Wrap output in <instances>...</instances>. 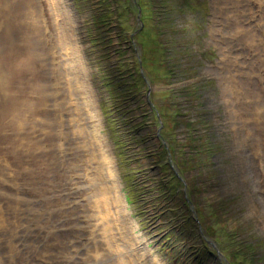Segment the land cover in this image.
Returning a JSON list of instances; mask_svg holds the SVG:
<instances>
[{"label": "rangeland", "instance_id": "1", "mask_svg": "<svg viewBox=\"0 0 264 264\" xmlns=\"http://www.w3.org/2000/svg\"><path fill=\"white\" fill-rule=\"evenodd\" d=\"M153 1L106 0L105 4L101 5L102 0H78L77 10L74 9L72 0H64L65 7L71 12L69 16L72 14L76 25V51L95 89L97 100L105 101L106 97L103 88L99 87L97 69L91 63L99 59L100 51L104 48L94 43L87 49L88 32H94V39L102 42L101 28H105L104 31L112 35L117 32L123 35L124 39L121 38L123 36L112 38L114 42L121 39L123 45L127 43L125 38L132 36L135 38L134 45L143 60V66L151 72L154 79L152 82L147 78L148 84H152L151 92H145L143 81L136 75L140 65L135 63V52H132L130 42L128 64L112 67V77L114 78L118 68L124 71L133 67L137 104L152 98L164 109L167 104L175 106L182 102L186 107L189 106L186 113L191 117L202 115L208 120L203 128L211 126L215 137V154L200 156L203 161L196 159L194 164L187 160L186 171L191 178L204 174V177L213 181L208 186L207 179L203 180L207 188L202 193L205 203L201 204L207 209L206 213L211 214L217 210L223 218L231 216L233 220L230 222L235 224L236 229L234 232L241 233L243 238H249L251 235L261 239L263 244L259 245L258 251L264 259V0H169L168 18L161 20V23L153 19V15H156ZM137 2L142 9L144 7L143 11L147 16L143 20L144 24L138 16ZM46 3L32 0L33 10L31 7L23 9H31L36 13L42 28H20L14 41L15 45H18H14L11 50L7 49L4 56L0 54V68L10 65L12 70L9 69L13 71L11 83H3L4 89L0 87V153L4 150L0 154V264H49L48 259L60 256L61 252H89L93 255L102 249L95 250L94 246L88 245L89 237L92 236L91 233L88 234V230H91L92 226H86V214L91 209L87 208L90 205L86 204L85 190L90 192L89 188L94 180L90 178L91 168L84 153L85 145L81 142L76 144L74 141L78 137L77 133L73 127L67 128L68 121L65 120L63 112L66 110L62 109L65 105L62 89L65 86L63 71L70 62L67 51L69 49L62 42L64 27H61L62 24L55 15L57 11L51 10V6ZM6 6H2L0 2V8ZM15 6L19 13L21 7L16 4ZM43 10L47 18L42 14ZM115 10L120 11L121 15ZM101 18L109 22L114 20L115 32L107 28L109 22L93 25L96 19L102 22ZM4 22L6 16L0 14V40L3 39L1 27L5 26ZM171 40L180 45L182 51L186 49L183 53L187 62L184 63L195 69H191V76L196 77L195 79L165 85L169 73L167 69L162 68L161 61L164 59L163 52L167 49L176 52L174 46L166 43ZM139 43L142 45L139 46ZM116 45L117 43L115 47ZM85 46L88 50L86 56ZM63 48L66 49L62 50ZM181 52L177 50L176 53L182 54ZM9 58L10 61H7ZM105 66L109 68L107 64ZM192 84L196 85L192 96L195 100L175 96L173 89L191 88ZM39 97L38 103L35 104ZM105 102H108L107 99ZM143 107L148 109L144 102L140 107L137 106V110L140 111ZM36 114L39 115L35 116ZM171 114L173 115L172 111L165 112L160 120L166 117L164 120L169 122ZM35 122H39L36 128L41 131V136H35V131L32 132L31 126H34ZM155 122L157 123L156 120ZM157 125L153 124L154 128L161 132L162 129ZM54 133L61 135H57L58 138L54 135L56 141L53 142L51 136ZM162 134L164 139L169 140L174 136V130L165 128ZM24 136L28 140L17 143ZM49 150L56 153L47 156ZM52 157L56 159L54 162ZM145 158L146 156L144 162ZM141 159L140 157L139 160ZM204 162L207 165L213 162V166L205 172L199 165L196 166ZM3 166L14 169H6L4 172L1 169ZM3 177L5 182L2 181ZM70 182L72 183L69 185ZM212 198L215 200V208L206 205L207 200ZM74 200L77 202H73ZM48 201L46 206L44 203ZM221 203L226 204L222 211L219 207ZM92 215L94 218V212L89 214L90 217ZM205 227L215 228L213 223L206 222ZM30 228L42 233L35 235ZM205 231L209 233L206 228ZM205 231L203 234L207 236ZM140 232L162 264H173L170 256L173 248L170 242L174 241L173 238L161 245V241L159 243L157 237H152L145 229ZM111 233L113 236L108 238L110 243L117 244V241L124 240L123 232L120 231V235L114 231L109 234ZM62 235L70 238L68 243L73 242L70 247H66L68 243L63 245ZM16 239L23 242L18 244V241L14 242ZM176 242L175 254L178 256L184 253L186 246L183 244L184 239ZM77 243H81L82 251L77 249ZM102 251L103 264H117L109 250H105L107 254L104 249ZM127 255L129 257L126 256L125 263L122 261V264H151L145 253L139 256L137 254L139 263H136L130 253ZM220 257L223 258V255L220 254ZM217 261L221 263L222 259L218 258ZM66 264L74 263L67 261Z\"/></svg>", "mask_w": 264, "mask_h": 264}, {"label": "bare ground", "instance_id": "2", "mask_svg": "<svg viewBox=\"0 0 264 264\" xmlns=\"http://www.w3.org/2000/svg\"><path fill=\"white\" fill-rule=\"evenodd\" d=\"M7 1V2H5ZM36 2V0H34ZM61 1V0H59ZM2 6H7L5 8H0V14L4 15V17L6 16V22L5 26L2 28L1 27V33L3 35V39L0 40V54L1 55H5L6 50L10 49L12 47H14L15 45V36L16 33H19L20 28H26L28 27L29 30H31L32 28L37 30L42 28L40 22L38 21V16H36L37 14L34 13L33 11H31L32 6V0H0ZM16 5L21 7V10L19 11V13L17 12V8ZM48 4V3H46ZM65 5V4H64ZM24 7H31L30 11H24L26 9H24ZM24 9V10H23ZM40 9V8H39ZM28 10V9H27ZM33 10V9H32ZM38 11V10H37ZM55 11V10H53ZM40 13V12H38ZM44 15V12L42 13ZM70 14V13H69ZM18 15H19V20H18ZM10 19V21H9ZM41 21V18H40ZM43 21V20H42ZM45 22V21H44ZM42 23V22H41ZM1 24V23H0ZM45 24V23H44ZM46 25V24H45ZM62 27V26H61ZM44 29V28H43ZM47 29V28H46ZM26 31V30H25ZM28 31V30H27ZM46 31V30H45ZM23 32V31H22ZM37 33V32H36ZM43 35V34H42ZM35 37V36H34ZM37 38V37H36ZM39 38V36H38ZM41 40V39H40ZM39 40V41H40ZM43 40V39H42ZM41 40V41H42ZM54 40V39H53ZM58 42V41H57ZM17 44V43H16ZM22 44V42H21ZM20 44V45H21ZM62 44V43H61ZM18 45V44H17ZM15 45V47L17 46ZM39 45V44H38ZM42 45V44H41ZM77 45V44H76ZM22 46V45H21ZM54 46V45H53ZM58 47V46H57ZM60 47V45H59ZM29 48V47H28ZM22 49V48H21ZM66 48H63L62 50H64ZM15 50V49H14ZM23 50V49H22ZM57 50V49H56ZM55 50V51H56ZM59 50V49H58ZM27 51V50H26ZM31 52V50H28ZM54 51V50H53ZM12 52V51H11ZM20 52V51H17ZM22 52V51H21ZM34 52V51H33ZM61 51H59L60 53ZM63 52V51H62ZM61 52V54H62ZM28 53V52H27ZM64 53V52H63ZM12 54V53H11ZM32 54V53H31ZM30 54V55H31ZM34 54V53H33ZM13 55V54H12ZM15 55V54H14ZM29 55V54H26ZM65 56V55H64ZM66 57V56H65ZM50 58V57H49ZM55 58V57H54ZM3 59V58H2ZM60 59V58H59ZM1 60V58H0ZM15 62V58L13 59ZM10 61V58L9 60ZM12 63V62H11ZM65 63V61H64ZM70 63V62H68ZM2 65V64H1ZM8 66V67H7ZM3 68H0V87L1 88H5L3 87V83H11L12 80V68L9 67L10 65H7ZM13 67V66H12ZM28 67V66H27ZM11 68V70L9 69ZM57 68V67H56ZM14 70V69H13ZM58 70V69H57ZM61 70V69H60ZM57 76V75H56ZM65 77V76H64ZM60 78V77H59ZM64 79V78H63ZM75 80V81H74ZM57 81V80H56ZM71 81L72 83L70 84L71 90L69 93L70 96L69 97V101H73L74 105H73V109H71V112L69 111L68 116L71 118L72 120V125L75 126V130L76 133L78 135V137L76 138V140L74 141L76 144L81 142L82 144L87 145V159L89 160V162H93L94 165L92 167V176L95 179V184L94 186L88 183V186L90 185V192H86L87 190H85L86 193V204L90 205V208L94 209V217L97 219H104L106 213L101 211V204L106 203L109 200V195H108V191L113 193L112 197L113 200L117 203V194L115 193V184L112 180H108L107 177L109 179H111V174L112 171L110 169L111 167V161L109 159V157L106 154V150L104 148V146L106 147L105 144H103L104 142L100 139H98L94 134L95 129L97 128V117H96V113H94V110L92 108V104H93V96H92V92H90L91 90L88 87L87 83H80V82H76L77 81V72L75 71L74 74H71ZM79 81V80H78ZM16 82V81H15ZM59 83V82H57ZM8 87V86H7ZM10 88V87H9ZM9 88H7V91L9 90ZM9 92V91H8ZM7 93V92H6ZM11 94V93H10ZM5 96V95H4ZM9 96V95H8ZM6 97V96H5ZM12 97V96H11ZM62 97V96H61ZM9 99L7 98V101ZM77 110L84 115L85 118H87V113L92 117L93 119V124L92 123H83V120H79L77 119ZM76 113V114H75ZM79 117V115H78ZM66 120V118H65ZM60 125V124H59ZM64 125V124H63ZM61 126V125H60ZM68 126V125H67ZM62 127V126H61ZM68 128V127H67ZM61 133V132H60ZM49 134V133H48ZM63 134V133H61ZM60 134V135H61ZM54 135H58V133H54L51 137H52V141H56V139L54 138ZM95 137H94V136ZM48 136V135H47ZM50 136V135H49ZM65 136V135H64ZM72 137V136H71ZM58 138V136H57ZM60 138V136H59ZM73 139V138H72ZM39 143V142H38ZM57 143V142H56ZM55 144V143H53ZM100 144L103 146V150H100ZM56 145V144H55ZM75 145V144H74ZM51 146V145H50ZM53 146V145H52ZM79 147V146H78ZM82 147V145H81ZM86 147V146H85ZM71 149V147H68ZM99 148V150L102 152V154L98 151L97 149ZM80 148H78L79 150ZM77 151V150H76ZM50 150L46 153V155L48 156H52L54 155V151ZM81 155V154H80ZM79 156V155H78ZM67 157V155H66ZM74 157V156H73ZM55 158V157H54ZM78 158V157H77ZM81 158V157H80ZM85 159V157H84ZM53 162L56 159H51ZM58 160V159H57ZM76 160V159H75ZM80 160V159H79ZM86 160V159H85ZM84 160V161H85ZM66 161V160H65ZM72 161V159H71ZM82 162V161H81ZM87 162V161H86ZM68 163L69 160H68ZM76 163V162H75ZM78 163V162H77ZM85 163V162H84ZM54 164V163H53ZM67 164V162H66ZM79 164V163H78ZM89 164V163H87ZM61 166V165H60ZM87 166V165H86ZM85 166V167H86ZM65 167V166H64ZM84 167V166H83ZM75 168V167H74ZM61 169V168H60ZM85 169V168H84ZM76 170V169H75ZM82 170V168H81ZM89 171V170H88ZM106 171V174L105 172ZM83 172V171H82ZM87 172V171H86ZM88 174V173H87ZM107 175V176H106ZM84 176V175H83ZM89 176V175H88ZM91 178V177H90ZM87 179V177H86ZM83 180V179H82ZM85 180V179H84ZM87 181V180H86ZM90 181V180H89ZM86 183V182H85ZM87 187V186H86ZM84 188V187H83ZM82 188V189H83ZM89 193V194H87ZM92 209V210H93ZM93 217V215L91 216V218ZM109 226V225H108ZM105 226L103 225V228ZM109 234V233H108ZM115 236V235H114ZM121 240V239H120ZM111 242V241H110ZM123 242V241H121ZM118 243V241H117ZM106 248L110 249L111 247L106 244ZM127 254V253H126ZM131 254V253H130ZM128 261V260H127ZM130 262V261H128Z\"/></svg>", "mask_w": 264, "mask_h": 264}, {"label": "trees", "instance_id": "3", "mask_svg": "<svg viewBox=\"0 0 264 264\" xmlns=\"http://www.w3.org/2000/svg\"><path fill=\"white\" fill-rule=\"evenodd\" d=\"M162 0H154L152 3H153V5H154V14H156L155 16L153 15V18H155V21H160V23H161V20H163V19H165V17L164 18H162V13H161V10H159V8H158V10H157V5L159 6L160 5V2H161ZM163 2L165 3V1L163 0ZM157 11H159V12H157ZM164 21V20H163ZM167 43V42H166ZM132 51L133 52H138V49H137V47H136V45H134V42H132ZM168 44V43H167ZM140 45H142V44H140L139 43V46ZM177 60H178V58L177 57H175L174 59H172V60H168L169 62H168V67H170V68H172V67H174V66H178V63H177ZM184 74L187 72L186 70H181ZM140 73V72H139ZM141 74V73H140ZM139 74V79L140 80H142L143 81V75L141 76ZM129 87H132L133 88V86L132 85H129ZM118 88H119V90H122L123 88L122 87H120V86H118ZM180 120H182L181 118H179V121ZM145 121V120H144ZM141 124V122L139 123L138 122V124L137 125H140ZM137 139H139L140 140V143L142 142V146L140 147V149H141V152L142 151H145L146 149H151L150 147H149V145L151 144V145H154L155 146V144H153V140L151 141V135L150 134H138L137 136ZM175 142H177L178 143V141H175ZM156 143V142H155ZM165 158L164 157H162V155H161V153L160 152H158V156L155 154V158H154V161H155V164L154 165H156L157 167H158V176H159V178H158V183L156 184V186L158 187V189H159V191H164V192H167L168 191V189H169V186H171V188H172V196H171V200L172 201H175L173 204H175V205H180L181 203H177V199L176 198H178V197H182V195L184 194V193H182L183 192V190L181 189V179L179 178V176L177 175V173L176 172H174V167L172 166V163H165L164 160ZM162 170L164 171V170H166L167 172H165V173H162ZM165 176L164 178H161L162 176ZM176 199V200H175ZM181 202H183V201H181ZM194 222V225L192 226V227H190V229L192 230L191 232H196L195 230H198V225L196 224V222L194 221V219L192 218V219H190L189 221H188V223H190V222ZM187 223V224H188ZM194 230V231H193ZM237 255H238V253H234V254H232V257L234 258V260L235 259H238V257H237ZM235 263V262H234Z\"/></svg>", "mask_w": 264, "mask_h": 264}]
</instances>
